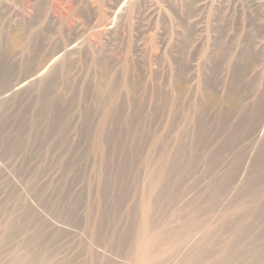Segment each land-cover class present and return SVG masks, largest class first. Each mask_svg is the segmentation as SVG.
I'll use <instances>...</instances> for the list:
<instances>
[{
  "label": "rangeland",
  "instance_id": "obj_1",
  "mask_svg": "<svg viewBox=\"0 0 264 264\" xmlns=\"http://www.w3.org/2000/svg\"><path fill=\"white\" fill-rule=\"evenodd\" d=\"M151 165L169 256L264 264V0H0V221L128 264Z\"/></svg>",
  "mask_w": 264,
  "mask_h": 264
},
{
  "label": "bare ground",
  "instance_id": "obj_2",
  "mask_svg": "<svg viewBox=\"0 0 264 264\" xmlns=\"http://www.w3.org/2000/svg\"><path fill=\"white\" fill-rule=\"evenodd\" d=\"M169 178V171L157 170V168L152 165L150 166V170L146 173L142 194L140 225L137 231L132 257L127 258L129 261L128 264H190L188 261L174 258L173 255L169 256L171 251L177 250L180 240L184 237L185 228L183 225L169 228L161 224L160 228V226L156 227L153 220L159 209L156 204L153 203L152 194L157 192L158 189H161V187L167 188L166 185L169 182ZM178 185L179 181L177 182V186ZM190 194H192V190L188 189L184 191L183 195L180 197L176 196V198L183 200L182 198H189ZM181 220V213L177 212L174 216V222L180 224ZM171 221L173 223V219ZM194 223L192 225L197 227L196 223ZM0 229L3 230V232L0 233V245L5 243L12 244L10 249V254L12 255L11 264H111L109 260L102 257V255L100 256V253H97L99 250L95 247L98 245L102 247L103 245L104 249L103 247H99L107 253L117 249L114 244L115 242L104 236L98 229L90 238L91 243L89 248L84 249V247L82 248V242H76V245L79 246L80 249L73 255H70L67 251V243H69V240L65 242H62V240L58 242V239L53 241L47 240L46 236L41 231L31 235H26L24 233L20 235V232L18 233L12 230L11 227H8V224L4 225L2 221H0ZM14 238L16 240H13Z\"/></svg>",
  "mask_w": 264,
  "mask_h": 264
}]
</instances>
